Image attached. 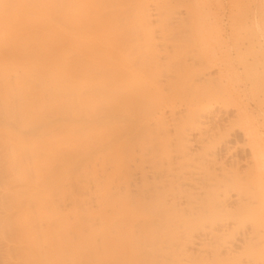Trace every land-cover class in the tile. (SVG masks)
<instances>
[{
  "label": "bare ground",
  "instance_id": "obj_1",
  "mask_svg": "<svg viewBox=\"0 0 264 264\" xmlns=\"http://www.w3.org/2000/svg\"><path fill=\"white\" fill-rule=\"evenodd\" d=\"M259 90L264 0H0V264H264Z\"/></svg>",
  "mask_w": 264,
  "mask_h": 264
},
{
  "label": "rangeland",
  "instance_id": "obj_2",
  "mask_svg": "<svg viewBox=\"0 0 264 264\" xmlns=\"http://www.w3.org/2000/svg\"><path fill=\"white\" fill-rule=\"evenodd\" d=\"M215 5H218L217 3H214L213 4V6L214 7H212L213 8V11L215 12L216 10H217V8H219L218 10H217V12H216V14L218 15H215L214 13V16H216V18L218 17V19H219V21L221 22V24H224V22L222 21V20H224V18H225V10H224V7L223 8H220V7H222L221 5H219V6H215ZM216 8V9H215ZM224 13V14H223ZM221 19V20H220ZM221 56V53H220V55H219V57ZM218 66L217 67H221L222 66V61H221V58H219V60H218ZM219 69V68H218ZM216 70H217V68H216ZM252 92H250V93H248V95L249 94H251ZM258 93H260V90H259V92H257V93H255V94H257L258 95ZM259 97H260V99L261 100H264V94H263V91L260 93V95H258ZM251 97H253L254 98V96H253V93H252V95H250V96H248L246 99H250ZM261 97H263V98H261ZM253 98H251V100H249V102H248V100L246 101L245 100V102H247V104H249V108H250V110L251 111H253L254 113V115L256 114V115H258L257 113H256V111H257V108H256V103L254 104V102H253ZM252 101V102H251ZM254 105V106H253ZM253 108H254V110H253ZM255 115V117H258V116H256ZM263 135H264V131H263ZM239 139V141H243V139H242V135H240V134H238V135H236V136H234V138H233V143H235V140L236 139ZM238 139L236 140V141H238ZM248 153V152H247ZM241 155H242V153H241ZM247 219V218H246ZM245 219V223L244 222H242V223H239L240 225H242V227L240 226V225H238L239 227H238V233H239V235H238V233L236 234V239H237V241H238V245H236V247H237V249H238V252L241 254H243V253H246V252H249V249H248V247H246L245 245H247L248 246V242L247 241H249V236H251L252 234L250 233V231H252V229H251V227H252V225H251V223H249V221L248 220H246ZM249 219V218H248ZM241 228V229H240ZM242 231H244L243 233H242ZM251 235H250V234ZM248 234V235H247ZM238 235V236H237ZM244 238V239H243ZM246 238H248V239H246ZM247 240V241H246ZM260 243L261 244H263L264 243V240H263V238H262V240L260 239ZM244 242H247L246 244L244 243ZM243 243V244H242ZM241 254V255H242ZM248 256H249V253L248 254H243L242 255V257H243V263L244 264H248V262H247V260H248ZM245 259H247L246 261H245Z\"/></svg>",
  "mask_w": 264,
  "mask_h": 264
}]
</instances>
